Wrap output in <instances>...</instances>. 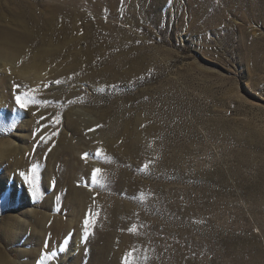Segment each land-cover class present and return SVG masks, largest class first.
Returning a JSON list of instances; mask_svg holds the SVG:
<instances>
[{
	"label": "rangeland",
	"instance_id": "1",
	"mask_svg": "<svg viewBox=\"0 0 264 264\" xmlns=\"http://www.w3.org/2000/svg\"><path fill=\"white\" fill-rule=\"evenodd\" d=\"M75 2L0 0V55L23 47L0 59V148L39 166L34 198L0 162L15 256L264 264V0ZM36 215L52 250L28 257Z\"/></svg>",
	"mask_w": 264,
	"mask_h": 264
},
{
	"label": "bare ground",
	"instance_id": "2",
	"mask_svg": "<svg viewBox=\"0 0 264 264\" xmlns=\"http://www.w3.org/2000/svg\"><path fill=\"white\" fill-rule=\"evenodd\" d=\"M75 4L78 6L80 4H82V0H76ZM12 47V49H14L17 52L14 53H2L0 55V59L4 62V65H8L9 62L13 63L15 62L19 57V53L21 51V49L23 48L22 45H10ZM9 49V48H8ZM6 50V49H5ZM23 50V49H22ZM23 52V51H22ZM21 52V53H22ZM31 79L33 80H37L38 81V77H36V75L32 76ZM31 80V81H33ZM35 82V81H33ZM11 92V91H10ZM5 94V93H4ZM7 94V93H6ZM5 96V95H4ZM1 104V103H0ZM86 127V126H85ZM78 128V127H77ZM77 131V130H76ZM76 133V132H75ZM76 138V137H75ZM102 150V149H101ZM102 153V152H101ZM100 153V154H101ZM6 156L8 159L11 160V162L14 163V168L16 169V171L18 173L21 172H26L25 171V167L27 168V166L29 165V158H27L26 160H23L22 162H20L19 158L11 151L7 150V149H2L0 148V162L2 163V165L4 167H7L9 164V160L8 163L6 161ZM25 156V155H24ZM16 157V159H14ZM35 157V156H34ZM32 159V158H31ZM85 166V165H84ZM29 168V167H28ZM71 170V169H69ZM92 169L88 168V170L85 171V173L83 174V176L81 177V180H86L87 178L91 177V173H92ZM60 172V171H59ZM70 172V171H69ZM56 171H55V175H56ZM100 175V174H99ZM69 178V177H68ZM74 180V179H73ZM73 180L71 178L67 179V184H68V194H73L77 191L76 188L73 187ZM77 182V181H76ZM77 184V183H76ZM80 184V183H79ZM59 191V190H58ZM75 191V192H74ZM79 193V192H78ZM67 194V195H68ZM69 196V195H68ZM0 198L2 199L3 197L0 196ZM65 198V197H64ZM72 198V197H71ZM73 201V198L71 199ZM95 204V203H92ZM88 205V203H87ZM96 207V206H95ZM3 209H6L7 212L4 213L2 212ZM15 207L11 206V207H7L5 205L0 204V219L2 221V223H4L2 229L0 230V243L2 245V247H0V264H36L34 261L29 263L22 261V257L26 256L25 252L21 251L19 252V254L17 256H15L14 252H13V246L14 244H19L21 245L22 241V236L20 235H16L13 233V231L11 230V228H19L20 230H22V225L19 222H14V218H10V214L9 212H11V210H14ZM9 219V220H7ZM11 220V221H10ZM53 220V219H52ZM50 220V221H52ZM54 223V222H53ZM30 225L34 226L35 228H37L39 230V234L40 235V242H41V249L38 250H33L30 252V254L28 255V257L31 256H37L40 254H50L51 253V248H52V243H51V238L50 235L53 232V228L51 227V225H47L46 220L44 218H40L37 215L34 216L30 223ZM13 238L15 243H12L10 241V239ZM27 253V252H26ZM18 258L19 262L14 261L12 258ZM25 258V257H24ZM26 259V258H25Z\"/></svg>",
	"mask_w": 264,
	"mask_h": 264
},
{
	"label": "snow or ice",
	"instance_id": "3",
	"mask_svg": "<svg viewBox=\"0 0 264 264\" xmlns=\"http://www.w3.org/2000/svg\"><path fill=\"white\" fill-rule=\"evenodd\" d=\"M25 99L26 97H22V96H17L16 97V102L17 105L23 109L25 107ZM57 122H59L57 120ZM97 156H100V152L98 151ZM87 158V154H85L84 156H82V159ZM38 165L34 164L32 165V167L29 169V173L30 176H26L23 172L20 173L21 177L31 186L32 188V196L35 198L39 195V188H38V180H39V176H38ZM145 167H147V165H145ZM99 173H100V169H94L91 173V183L93 185L97 184L99 182ZM57 199H59V197H57ZM91 215V214H89ZM93 223L92 221H90L88 218H86L84 220V239L86 240L88 238V236L90 235L89 233V226L90 224ZM51 257L48 256H44L40 259V261L38 262V264H43V261L46 259H50Z\"/></svg>",
	"mask_w": 264,
	"mask_h": 264
}]
</instances>
